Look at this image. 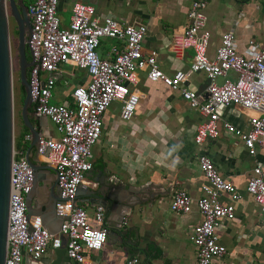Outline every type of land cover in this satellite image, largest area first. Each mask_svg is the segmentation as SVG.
<instances>
[{
  "label": "crops",
  "instance_id": "1",
  "mask_svg": "<svg viewBox=\"0 0 264 264\" xmlns=\"http://www.w3.org/2000/svg\"><path fill=\"white\" fill-rule=\"evenodd\" d=\"M191 1L96 0V4L90 5L99 19L108 17L121 24L146 26L143 52H156L157 64L167 75L185 72L183 86L202 94L209 84L208 78L204 73L189 71L193 51L180 49L174 43L185 29ZM75 2L81 1L62 0L58 11L64 7L70 11ZM263 8L264 0H209L205 9L206 30L210 34L208 57L214 56L226 32L233 33V46L243 57L250 58L254 54L250 41L264 48ZM113 47H120V42L101 40L99 56L109 58ZM66 67L77 72H64ZM57 73L55 86L68 85L71 81L73 84L54 104L69 102L72 89L89 82L85 71L70 64L62 65ZM132 91L139 102L129 121L121 119L118 102H113L105 111L101 136L92 148V169L86 174L82 187L101 190L110 198L123 200L127 197L133 206L125 212L123 221L116 213L108 217L104 212L103 228L109 238L100 251L85 252L86 258L96 264H125L130 257H138L139 264H196V251L189 241V233L200 222V214L195 207L189 214H175L170 211L169 204L179 190L186 191L194 200L200 197L204 178L198 167V157L205 155L219 174L243 194L236 202L225 195L221 197L223 202L233 204L234 218L221 221L217 229L226 253L215 258L213 264H264V207L245 194L252 170L264 168V149L250 157L241 139L223 128L226 122L246 131L254 113L240 106L221 107L218 110L219 136L197 145L194 135L203 118L197 109L188 107L179 92L171 91L160 82L149 81L146 71L138 73L137 85ZM31 118L40 137L59 138L57 129L48 119L39 120L33 110ZM30 157L38 165L49 166L35 149ZM43 178L44 182L31 198L34 220L56 235L60 221L49 209L52 195L49 187L56 178L54 173L47 172H43ZM98 206L90 199L80 207L92 222ZM71 207V203L62 204L66 213ZM42 215L45 217L43 224ZM108 224L120 228L117 229L119 234L109 232ZM54 259V250H50L37 261L27 256L25 261L27 264H51Z\"/></svg>",
  "mask_w": 264,
  "mask_h": 264
},
{
  "label": "built area",
  "instance_id": "2",
  "mask_svg": "<svg viewBox=\"0 0 264 264\" xmlns=\"http://www.w3.org/2000/svg\"><path fill=\"white\" fill-rule=\"evenodd\" d=\"M28 1L31 32L27 46L34 62L28 75L32 110L36 117L47 118L59 133L57 140L39 138L36 153L54 169L62 200L71 199L77 188L85 184V176L92 169V148L101 136L103 115L108 107L118 102L121 119L129 121L133 117L139 98L132 88L137 85L140 71H146L149 81L160 82L171 91L179 92L190 109L199 111L203 121L196 128L195 144L201 145L219 136L218 110L232 105L254 115L246 131L226 122L223 128L241 139L250 157L264 149V48L250 41L254 54L243 57L233 46V33L226 32L214 56L208 57L210 34L206 30L205 9L209 0L191 1L185 29L174 41L180 49L193 51L189 71L204 73L208 78L209 84L202 94L183 86L185 72L167 75L157 64L156 52H143L146 26L121 24L108 17L99 19L95 8L83 2L72 5L69 23L64 26L56 16L59 0ZM103 39L120 42V47H113L107 59L98 54ZM64 64L85 71L89 82L73 88L69 102L53 104L54 74ZM24 139L30 141L31 136L26 135ZM198 167L204 178L200 197L194 200L186 191L179 190L173 194L169 209L181 215L189 214L193 207L197 209L201 220L192 227L189 241L196 251V264H213L215 258L226 253L217 229L221 221L234 218L233 204L223 202L221 197L225 195L236 202L243 194L219 174L209 157L200 155ZM32 184V170L25 156L14 150L4 264H22L24 254L37 261L48 251L59 249L62 238L66 255L73 264H96L86 258L85 252L100 251L106 243L104 208L95 209L91 222L83 208L67 201L62 204L71 203L72 207L66 213L62 204H58L56 214L63 221L58 234L51 235L35 218L31 223L27 219L25 196ZM245 194L264 207L263 167L252 170ZM125 264H139V258L130 257Z\"/></svg>",
  "mask_w": 264,
  "mask_h": 264
},
{
  "label": "water",
  "instance_id": "3",
  "mask_svg": "<svg viewBox=\"0 0 264 264\" xmlns=\"http://www.w3.org/2000/svg\"><path fill=\"white\" fill-rule=\"evenodd\" d=\"M59 0L58 9L61 5ZM87 2L88 4H96V0H79ZM21 0H0V264H4L6 251H7V227H8V210L11 192V166L14 156V101H13V79H12V65H11V50L7 25V12L6 5L8 3L11 9V16L17 24L18 31V44H17V57L19 69V84L23 88L24 98L21 107V120L24 126L28 129L31 136L30 145L25 153V159L28 162L33 175V184L29 193L25 196L26 214L29 223L35 217L34 209L31 205V198L40 183L44 182L43 172L54 173L52 167L41 166L32 160L30 152L37 148V143L40 137L39 132L35 130L34 123L31 118L32 99L30 96V86L27 79V69L33 67L34 62L31 59L27 60V52L30 56V51L27 46V41L31 32L30 18L27 10L24 11L22 16H19V6ZM264 12V8H263ZM24 26L28 32L24 30ZM58 73L54 74L57 80ZM232 106V105H230ZM233 107V106H232ZM39 119V118H38ZM47 119V118H46ZM40 120V119H39ZM80 185L75 195L69 200H62L59 197V190L54 181L49 190L51 191V205L49 206L50 212L60 221L59 230L63 218L56 214L57 205L64 202H71L75 206L80 207L90 199L95 200L96 204L104 208V212L108 217L113 214L121 216L124 219L125 212L132 208L130 200L123 198H110L108 195L101 193V190L94 191L89 187H82ZM47 209V208H46ZM43 213V210L41 211ZM42 217V224L45 217ZM110 227L109 232L118 235L120 228ZM118 229V230H117ZM58 230V232H59ZM57 232V233H58ZM50 233V232H49ZM51 234V233H50ZM54 235V234H51ZM109 238V235L107 236ZM65 239L62 238V246L54 250V261L51 264H72L71 260L66 255ZM24 253V252H23ZM26 255L24 254L22 264H27Z\"/></svg>",
  "mask_w": 264,
  "mask_h": 264
},
{
  "label": "rangeland",
  "instance_id": "4",
  "mask_svg": "<svg viewBox=\"0 0 264 264\" xmlns=\"http://www.w3.org/2000/svg\"><path fill=\"white\" fill-rule=\"evenodd\" d=\"M71 12L64 7L62 10L57 11L56 16L60 19L61 25H66L69 23ZM10 50H11V65H12V79H13V101H14V138L18 135L19 131L21 130V107L22 104H20L19 100V81H18V65H17V44L15 41H13L10 44ZM28 53V52H27ZM29 56V53H28ZM30 57V56H29ZM64 72H68L69 74H72L74 72H77V70L70 69L69 67H66L63 69ZM63 72V73H64ZM232 78L235 77L234 74H232ZM73 82L71 81V84L68 83V85L57 84L54 87V90L52 91L54 94V99H51V103H57V101L60 100V97L66 94V92L69 90V85L71 86ZM59 103V102H58Z\"/></svg>",
  "mask_w": 264,
  "mask_h": 264
},
{
  "label": "flooded vegetation",
  "instance_id": "5",
  "mask_svg": "<svg viewBox=\"0 0 264 264\" xmlns=\"http://www.w3.org/2000/svg\"><path fill=\"white\" fill-rule=\"evenodd\" d=\"M28 3H29L28 0H21V2L19 3L20 6H19V10H18L19 16H22L24 11L27 10ZM6 12H7V25H8L9 42L11 44L13 41H15L16 44H18L17 24H16L14 18L11 16V9H10L8 3L6 5ZM30 24H31V22H30ZM24 30L26 33L28 32V30H26L25 26H24ZM27 60L28 61L31 60L30 57L28 56V53H27ZM17 65H18V57H17ZM18 71H19V69H18ZM29 71H30V69H27V79H28ZM18 81H19V72H18ZM19 97H20V91H19Z\"/></svg>",
  "mask_w": 264,
  "mask_h": 264
},
{
  "label": "trees",
  "instance_id": "6",
  "mask_svg": "<svg viewBox=\"0 0 264 264\" xmlns=\"http://www.w3.org/2000/svg\"><path fill=\"white\" fill-rule=\"evenodd\" d=\"M19 91H20L19 102H20V104H22L23 98H24V92H23V88L20 85H19ZM26 135H29V132L21 120V130L19 131L18 135L15 136V138H14V150H15V152L25 155V153H26V151L30 145V141H27L24 139V137Z\"/></svg>",
  "mask_w": 264,
  "mask_h": 264
}]
</instances>
